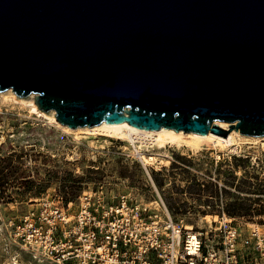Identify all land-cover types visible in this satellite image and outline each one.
<instances>
[{"label": "water", "instance_id": "water-1", "mask_svg": "<svg viewBox=\"0 0 264 264\" xmlns=\"http://www.w3.org/2000/svg\"><path fill=\"white\" fill-rule=\"evenodd\" d=\"M9 88L74 128L264 135V0H0Z\"/></svg>", "mask_w": 264, "mask_h": 264}, {"label": "rangeland", "instance_id": "rangeland-1", "mask_svg": "<svg viewBox=\"0 0 264 264\" xmlns=\"http://www.w3.org/2000/svg\"><path fill=\"white\" fill-rule=\"evenodd\" d=\"M21 97L35 100L34 94ZM0 140L2 264L23 259L54 264L15 240V225L44 199L70 205L73 214L81 193L101 186L111 194L131 191L142 202L162 200L175 217L195 227L207 222L200 216L214 214L217 220L223 209L241 225L264 222L261 143H246L240 152L224 151L219 157L210 145L197 154L170 146L162 151L164 164L146 166L125 141L75 139L45 116L7 103L0 104ZM13 250L16 261L10 259Z\"/></svg>", "mask_w": 264, "mask_h": 264}, {"label": "built area", "instance_id": "built-area-1", "mask_svg": "<svg viewBox=\"0 0 264 264\" xmlns=\"http://www.w3.org/2000/svg\"><path fill=\"white\" fill-rule=\"evenodd\" d=\"M69 208L44 199L15 225V240L54 264H264V222L241 225L224 209L189 227L162 200L103 186Z\"/></svg>", "mask_w": 264, "mask_h": 264}, {"label": "bare ground", "instance_id": "bare-ground-1", "mask_svg": "<svg viewBox=\"0 0 264 264\" xmlns=\"http://www.w3.org/2000/svg\"><path fill=\"white\" fill-rule=\"evenodd\" d=\"M2 103L25 106L31 112L37 113L40 116H45L46 120L48 119L49 122L55 123V125L60 127L64 132L72 134L75 139L86 137L90 138L92 142V138L96 137L104 138L107 141L109 139H120L125 141L132 152L137 154L141 159L142 164L144 163L146 166L153 164L159 166L164 164L166 161L162 156V151H167V148L170 146L191 152L192 154H197L202 152L204 148H207L205 147L206 145H208V148L210 145L217 149V157H219L221 155L220 152L224 151L240 152L246 143H253L255 145L261 143L264 145V142H262L264 140V135H248L240 133V131L235 128L230 129L225 137L211 132L210 130L206 133H200L192 130H177L170 127L147 129L131 125L127 121L107 122L104 120L96 125H85L74 128L58 121L54 110L48 112L40 109L33 98L27 100L18 95L11 88L0 92V104ZM217 123L225 129L229 128V122L217 121ZM256 153L255 151L254 154ZM216 218L214 214H207L200 216L199 220L200 222H204L205 220H207V222H212ZM187 225L192 227V224ZM0 231H2V223H0ZM16 258L17 252L13 250L10 259L16 261ZM1 262L2 261H0V264H2ZM9 263L10 262L6 260L3 264ZM19 264H37V262L30 259H23Z\"/></svg>", "mask_w": 264, "mask_h": 264}, {"label": "trees", "instance_id": "trees-1", "mask_svg": "<svg viewBox=\"0 0 264 264\" xmlns=\"http://www.w3.org/2000/svg\"><path fill=\"white\" fill-rule=\"evenodd\" d=\"M231 216H233V215H231Z\"/></svg>", "mask_w": 264, "mask_h": 264}]
</instances>
